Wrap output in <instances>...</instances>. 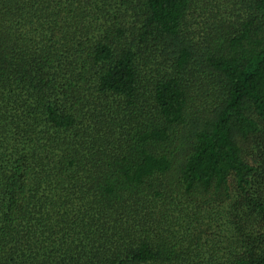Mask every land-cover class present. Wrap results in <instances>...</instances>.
<instances>
[{"label":"trees","instance_id":"obj_1","mask_svg":"<svg viewBox=\"0 0 264 264\" xmlns=\"http://www.w3.org/2000/svg\"><path fill=\"white\" fill-rule=\"evenodd\" d=\"M0 264H264V0H0Z\"/></svg>","mask_w":264,"mask_h":264}]
</instances>
